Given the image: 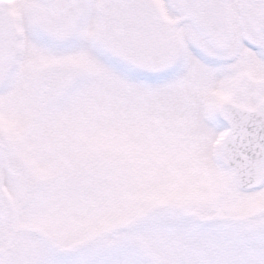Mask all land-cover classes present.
<instances>
[{
  "label": "snow or ice",
  "instance_id": "1",
  "mask_svg": "<svg viewBox=\"0 0 264 264\" xmlns=\"http://www.w3.org/2000/svg\"><path fill=\"white\" fill-rule=\"evenodd\" d=\"M0 264H264V0H0Z\"/></svg>",
  "mask_w": 264,
  "mask_h": 264
}]
</instances>
